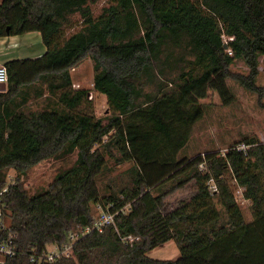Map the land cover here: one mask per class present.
<instances>
[{
    "label": "trees",
    "instance_id": "16d2710c",
    "mask_svg": "<svg viewBox=\"0 0 264 264\" xmlns=\"http://www.w3.org/2000/svg\"><path fill=\"white\" fill-rule=\"evenodd\" d=\"M112 1L95 16L90 0H0V37L39 31L46 46L41 56L4 62L0 189L15 168L5 200L20 244L6 264H38L30 254L93 222L98 204L128 209L115 224L80 238L70 256L41 264H264V141L244 136L225 151L182 154L210 89L230 103L232 78L264 94L258 84L264 0ZM74 13L82 26L65 36ZM169 44L194 55L188 66L178 65L181 57L172 58ZM87 56L94 61V87L107 95L106 116L88 110L89 88L74 87L72 69ZM238 58L248 72L231 69ZM40 100V108L28 107ZM75 151V162L48 187L28 191L21 173ZM107 155L118 164L132 161L128 188L101 192ZM229 176L251 201V220ZM187 185L191 195L166 210V198ZM130 234L138 238L124 242L121 236ZM171 239L179 258L148 254Z\"/></svg>",
    "mask_w": 264,
    "mask_h": 264
},
{
    "label": "rangeland",
    "instance_id": "374dc122",
    "mask_svg": "<svg viewBox=\"0 0 264 264\" xmlns=\"http://www.w3.org/2000/svg\"><path fill=\"white\" fill-rule=\"evenodd\" d=\"M112 0H90L89 4L95 16L99 15L104 6L109 5ZM82 26V17L79 13L70 16V20L63 26L64 35L68 36ZM227 39V37H225ZM46 48L42 36L37 31L25 34H15L0 37V63L13 58L38 57ZM167 51H172V58H179L178 65L186 66L187 59L193 58L188 49L182 45L169 44ZM184 58V59H183ZM183 59V60H182ZM188 66V65H187ZM260 74L258 84L264 89V54L260 57ZM231 69L235 72H248L249 67L245 61L238 58L234 61ZM74 87L89 88V104L87 108L97 116H106L110 113L107 95L94 87V61L87 56L74 69ZM229 86L235 97L230 103H225L219 93L210 89L208 95L200 101L205 105L204 116L193 126L190 140L182 154L195 155L204 153L208 149L225 151L232 143L242 139L244 136H259L264 141V94L260 91L248 90L236 80L229 78ZM42 101H31L28 107L40 108ZM107 165L98 180L102 193H111L131 185L130 167L132 161L117 163L116 160L107 155ZM77 158V151L63 158H48L35 164L27 173H21V180L30 193L44 190L54 180L56 175L72 165ZM19 172L15 168L8 170V183L16 181ZM237 199L241 204L247 220L253 218L251 201L244 198L240 187L235 184L234 179L229 176ZM193 192V186L187 185L176 190L166 198V210L176 207L179 201L187 198ZM94 214L100 212L99 205L94 206ZM53 249V245H48ZM148 254L153 258L177 259L181 256V250L174 239L150 250Z\"/></svg>",
    "mask_w": 264,
    "mask_h": 264
},
{
    "label": "built area",
    "instance_id": "2783aa9c",
    "mask_svg": "<svg viewBox=\"0 0 264 264\" xmlns=\"http://www.w3.org/2000/svg\"><path fill=\"white\" fill-rule=\"evenodd\" d=\"M0 82H8V70L4 63H0ZM242 147L245 148V145ZM201 166H203V163H201ZM212 188L216 189V185L213 184ZM8 189L9 184L0 189V264H6L7 258L15 255L20 248L18 234L11 229L7 219V202L5 200V194ZM240 190L242 194V187H240ZM98 205L101 210L95 216L93 222L86 225H76L69 230L66 237L67 239L64 243H51L54 247L53 249H49L48 244L47 247L41 251H34L30 254V260L38 264L44 262L52 263L59 257L70 256L73 254L74 246L80 238L95 230L102 231L108 224H115L116 215L121 211L126 212L128 209V205L114 211L111 210V205L107 207H104L102 204ZM121 238L124 242L129 243L135 241L138 237L130 234L121 236Z\"/></svg>",
    "mask_w": 264,
    "mask_h": 264
},
{
    "label": "water",
    "instance_id": "95a60500",
    "mask_svg": "<svg viewBox=\"0 0 264 264\" xmlns=\"http://www.w3.org/2000/svg\"><path fill=\"white\" fill-rule=\"evenodd\" d=\"M227 46V44H225ZM7 89V83L0 82V91H5Z\"/></svg>",
    "mask_w": 264,
    "mask_h": 264
},
{
    "label": "crops",
    "instance_id": "0c3cea01",
    "mask_svg": "<svg viewBox=\"0 0 264 264\" xmlns=\"http://www.w3.org/2000/svg\"><path fill=\"white\" fill-rule=\"evenodd\" d=\"M32 32V31H31ZM39 34H41L39 31H37ZM46 51V48H43V53ZM74 69V68H73Z\"/></svg>",
    "mask_w": 264,
    "mask_h": 264
}]
</instances>
